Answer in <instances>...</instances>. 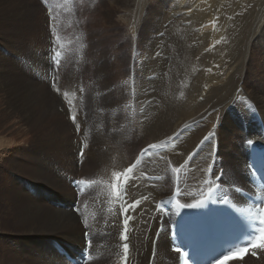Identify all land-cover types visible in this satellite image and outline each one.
Returning a JSON list of instances; mask_svg holds the SVG:
<instances>
[{"label":"bare ground","instance_id":"bare-ground-1","mask_svg":"<svg viewBox=\"0 0 264 264\" xmlns=\"http://www.w3.org/2000/svg\"><path fill=\"white\" fill-rule=\"evenodd\" d=\"M25 3L23 1L26 7ZM103 3L113 8L125 24L127 34L132 39H129L131 51H137L139 40V49L142 48L144 53L138 58L140 69L128 68L129 76L118 69L124 74L121 81L128 82L126 87L121 83L115 86L105 63L101 69L104 77L102 83L92 85L93 78H90L89 91L93 94L85 100L87 92L82 87L81 66L74 65L75 69L65 70L60 65L58 71L55 69L61 93H67L64 96L55 92L49 97L50 107H46L49 114L45 110L47 115L55 116V164L52 163L55 176L52 178L49 173L46 176L49 170L42 168V160H45L37 158L36 153L29 150L24 154L28 156L26 159L31 166L25 169V161L20 163L13 157L9 162L15 165L13 170L16 171L6 173L13 178L17 171L21 172L16 175L23 176V172L28 178V173L30 176L36 173L32 179L39 186L47 188H36L29 184L23 187L24 182L19 184L14 179H11L8 187L3 186L7 194L17 193L7 195L8 205L1 208L2 211L5 208L3 217L11 219L13 223L12 230L8 231L14 236L10 245L15 255L8 258L10 264H67L52 244L55 241L70 251L79 250L83 245V228L79 217L83 218L84 224L87 221L86 229L91 234L93 259L87 264H118L119 216L115 208L110 209V186L118 178H114L112 173H121L148 144H162L181 129L174 139V147H168L165 152L144 160L137 171V175L140 171L162 175L161 180L150 187L138 177L130 186L132 198L148 197L134 215L135 230L131 234L137 257L145 262L151 241L147 238L152 236L157 225L152 209L157 199L170 194L173 189L174 175L169 169L179 168L188 160L177 175L178 185L183 186L186 193L183 198L186 203L193 200L194 192L204 187L205 180L221 173L222 180L220 177L218 182L220 190L233 197V186L245 182L244 141L261 138L260 129L251 121V115L253 110L258 111L264 126V0H104ZM144 26H149L150 40L147 44L144 42V31L141 32ZM261 69L262 73L259 72ZM135 71L136 74L148 75L149 79L142 77L138 85L132 79ZM129 81L133 82L132 86ZM66 83H71L70 89ZM121 86L130 92L136 90L138 95L130 93L124 97ZM81 88L83 91H80ZM16 89L17 85L12 81L0 79V102L4 106L0 118L18 114L21 121L28 123L30 118L25 114V109L30 108L29 98H19ZM27 89H23L25 96L38 98L30 95ZM246 104H250L251 109H247ZM59 105L61 108L57 109ZM112 105L115 107L113 115L105 118L108 114L104 116L102 109ZM89 107L90 113L87 110ZM68 108L77 115L75 124L68 118ZM82 115L85 116L86 128L81 131L77 126L84 125ZM15 118H18L17 115ZM236 121L243 128H238ZM227 127L232 129L235 140L228 138ZM73 130L75 132L72 134ZM209 132H214L215 136L189 159L191 151ZM2 138L0 167H4L8 161L9 157H5V154H11L7 144L1 145L5 141ZM133 144L140 146L132 157ZM251 146L255 148L253 144ZM81 149L83 156L80 155ZM213 149L216 154H213ZM223 152H226V157ZM76 155L79 159H76ZM226 160L230 161L227 167L224 165ZM213 161L214 167L209 171L208 165ZM74 172L79 173L80 177H77L80 179L96 181L78 198L79 217L66 208L76 200L75 191L69 186ZM24 189L27 190L26 194L23 193ZM27 202L34 203L38 209L25 208ZM0 230L4 231L2 228ZM50 233H55V237ZM164 242L167 245L163 238L157 241L154 264H166L160 258L161 253L165 258H173L167 251H162ZM24 243H27L26 248H23ZM43 250H50L53 260L34 256ZM229 264L240 263L235 261ZM241 264H264V255L260 260L245 256Z\"/></svg>","mask_w":264,"mask_h":264},{"label":"rangeland","instance_id":"rangeland-1","mask_svg":"<svg viewBox=\"0 0 264 264\" xmlns=\"http://www.w3.org/2000/svg\"><path fill=\"white\" fill-rule=\"evenodd\" d=\"M23 1L26 2L25 3L26 7L23 5ZM67 1L68 4L66 3ZM103 2L104 0H27V1L0 0V69H1L0 79L10 80L14 84H16L17 85V89L15 90L16 95L18 94V97L22 99H24V97L25 98L28 97L29 98V99L27 98L29 101L28 103L30 104V108H28L27 110L25 109V114L27 115V117L30 118V121L28 123H24L23 121H21L18 114H16L18 118H15L16 115L15 116L12 115L10 118H7L6 116L0 118L1 120L0 138L3 137L2 139L5 140L2 142L1 145L7 144L9 146V149L11 150V154H5L6 155L5 157H9L8 161L6 162V165L4 167H0V211H1L0 228L4 229V231L0 230V241H1L0 264H10V262H8L9 260L8 258L14 254L13 248H11L10 245L12 238H14V236H11L10 234L11 232H8L12 230L11 227H13V223L11 219L6 220L3 217V215H5L4 213L5 208L3 209V211L1 210V208L6 204L8 205L7 195H17V193L10 192L9 194H7L6 190H4L5 187H8L9 183H11V179L18 181L19 184L24 182L23 187L25 184L26 185L29 184L30 186L36 188L41 187L37 184L36 180L32 179V177L36 173L30 176V173L24 171L29 174L30 179L23 172H22L23 176L16 175V173L20 174L21 171L15 172L13 174L14 178L12 177V175H7L6 174L7 171L8 173L10 171L11 174L13 171H16L13 170L15 169L14 168L15 165L11 164L9 161L12 160L13 157L20 163H22V161L23 162L25 161L24 168L28 169L29 166H31V164L27 162L28 159L26 158H28V156H25V154L26 151L29 150L30 153H36L37 158L45 160V161L42 160V166H43L42 168L44 170H49V172L45 171L46 176H48L49 174L50 177L52 178L53 176H55V166L52 169V163L55 164L54 163L55 116H53L52 118V115H47V113L49 114V112L47 111L48 108H46V107H50L51 100H49V97L53 96V94L55 95V91L52 90L50 81L48 82L46 78L47 62L44 59V55L46 54L47 43H45V41H48L50 37V40L54 45L55 38L59 37V40L56 41V43L59 45V47L63 50L65 54L60 64L61 66L65 67V70H67L68 68H73L74 65L81 66L80 77L82 79V85H83L82 87L87 92L86 96L84 97V100L89 98L93 94L92 92H90L91 87L89 86L90 80L92 78H93L92 85L98 82L102 83L101 81L103 80L104 77L101 74L102 73L101 69L104 68L103 65L105 63L107 64V65L105 64V67L108 66L107 68L110 69L109 77L112 82L114 81L113 84L115 86L120 85L121 83V85L124 84V87H126V83L128 81L127 82L121 81V78L124 77L122 71L125 73V75L129 76L127 73L128 68L140 69V64H139L140 61L138 58L140 56H144V53L142 51V48L139 49L140 48L139 40H138V44L135 43L137 44V51L136 52L131 51L130 47L132 43H130L131 42L130 40L132 39L130 38V35L127 34L125 24L119 17V14L114 13L113 8L106 6ZM105 8H107V10ZM28 17L29 19H27ZM148 27L149 26H144L143 30L141 31V32L144 31L143 37H144V42H146V44L150 40V37H148L149 36ZM53 28H55V32H53ZM47 33L48 36H46ZM126 54L129 55L130 58ZM127 60L128 61L131 60V61L128 62ZM109 61L110 63H107ZM114 64L115 65L117 64V67ZM118 69H121L122 71L121 70L119 71ZM42 71H43V77H42ZM260 71L262 73V69L259 70V72ZM54 75H55V68L53 67V76ZM133 75L134 73L132 74V79L136 83L138 82V85L142 82V77H144V79L146 80L149 79L148 75L141 73L136 74V71H135V75L134 76ZM69 84L71 83H66V87L68 89H70ZM129 84L130 86H132L133 82L129 81ZM124 87H122L124 97H127L130 93L133 94V96L138 95L136 94L137 93L136 90L133 89L134 92L133 91L130 92L129 90H126V88L124 90ZM24 88H28L27 92L30 95L38 96V98L37 99L30 98V96L28 95L25 96V94L23 93ZM19 94L22 95L24 94V96ZM32 104L34 105L32 106ZM245 107L247 109H251L250 104H246ZM2 109H4V106H2L0 102V115ZM69 109L70 108H68V110ZM45 110L47 111V113ZM87 110L89 113L91 112L90 107ZM102 110H104L103 111L104 116L105 114L106 115L108 114L107 116H105V118H107L113 115L115 111V107L114 105H112L111 107H104ZM138 112L140 113L141 110H139ZM12 119L13 120L15 119L14 123ZM82 119L84 125H81L80 127L81 131L86 128L85 116L82 115ZM2 120H4V122ZM236 125L238 128L242 127L239 123H237V121H236ZM226 130L229 132L228 138L230 140L232 139L235 140L234 137L235 135H233L232 129L227 127ZM71 133L73 134V132ZM10 140L11 142L13 141V143H11ZM74 140L75 139H73V142ZM99 141L100 140H98L97 142ZM49 146L51 149L49 148ZM138 146L140 145L133 144L132 157L134 156L136 150L138 149ZM223 155L224 157H226V152L225 153L223 152ZM229 162L230 161L227 162L226 160L224 165H226L227 167ZM169 171L171 173L173 172L172 169H169ZM77 176H79V173L74 172L73 178ZM26 180H29L30 182H26ZM220 184H222V182ZM239 185L242 186V184ZM239 185L238 187H240ZM224 187L225 186L223 184V188ZM43 189H47V188H43ZM168 192L169 190L167 191V193ZM23 193L26 194L27 190L24 189ZM24 207L32 210L38 209V206H36L32 202L25 203ZM19 232L20 231H17V233ZM50 235L52 237H55V233H50ZM6 236H8L9 239ZM56 236H60V235H56ZM7 240L9 241L7 242ZM54 243L55 241L53 242L52 245H54ZM26 247H27V243H24L23 248ZM163 248H164L163 250H166L165 245ZM34 256L35 257L44 256L48 260H53V256L50 250L39 251L35 253Z\"/></svg>","mask_w":264,"mask_h":264},{"label":"snow or ice","instance_id":"snow-or-ice-1","mask_svg":"<svg viewBox=\"0 0 264 264\" xmlns=\"http://www.w3.org/2000/svg\"><path fill=\"white\" fill-rule=\"evenodd\" d=\"M53 32H55V28H53ZM59 40V37L55 38L54 41V46L51 49L52 55H51V60H52V64L54 66V68L58 71L60 63H61V51L57 50V48L59 47V45L56 43V41ZM219 42V41H218ZM50 85L53 91H55L57 94H62L64 96L67 95V93H61V89L58 86L59 85V79L58 76H53L50 79ZM80 91H83V89L81 88ZM68 118L72 121L73 124L76 123L77 120V115L75 113L71 112V109L68 110ZM77 129L79 130V126H77ZM215 133L214 132H209L207 135H205L203 137V139L200 141V144L197 145V148L200 147V145L204 144L206 141L211 140L214 137ZM169 139H171V137H169ZM249 144L252 143L251 140L248 141ZM161 145L158 143H153V144H148L145 148L141 149L140 151V155L137 156L136 160L127 168L124 169L123 173L120 172H113L112 176L114 178H120L123 177V184H118L114 187V194L116 196V199L118 201L121 202V211L124 213V215L127 217L123 220V225H124V229L123 232L121 233V240L125 241L122 244V248H123V257H122V264H127V259H128V252H129V244L127 243L128 241V224H129V220L131 219V217L127 216L128 212L133 209L134 207H138L139 204L142 202V200H146L148 199V197H141L140 200H133L131 203L128 202V200L125 199V197H129L130 196V192L128 191V188L130 186H132V181L135 179L134 176H131L130 174L133 173V171L135 169H137V167L144 161V158L147 157L150 153L151 150H155L157 148H159ZM80 155L83 156L84 155V151L83 149L80 150ZM189 159H191V155L189 156ZM170 163V162H169ZM188 163V160L184 161V164H181L179 168H173L172 171L175 173H179L180 170L182 168H184V166ZM215 161H213L212 163H210L208 165V170L210 171L213 167H214ZM222 175V173H221ZM220 176H216V180H219ZM76 185L78 188H80L81 192L84 191V189L81 186H88L89 188H92L95 184L96 181L94 180H90V179H84L81 178L77 181H75ZM205 185H210L207 187L206 192L201 193V199L196 200L194 203L192 204H179V202L177 201L179 207H187V208H200L203 206V204L205 203V201L209 198H212L214 202H218L221 204H228L227 199L224 197V194L222 192H220V186L217 185L215 183V180H205L204 181ZM180 193V189H177V194ZM171 201H161L159 204L156 205L157 210L160 212H163L165 210L166 204L170 203ZM258 203L264 204V201H258ZM228 209V208H227ZM230 211V209H228ZM77 212L80 211V209H76ZM231 212V211H230ZM232 213V212H231ZM258 213L259 215L257 216L256 212H251L250 215L252 217V219H259V224L260 227L258 229V234L253 233L252 235V239L250 241H243L241 242L242 245L243 244H252L253 247H255V241L257 239H259L261 236H264V206H260L258 208ZM231 221L234 223V214L232 213V217H231ZM85 224L87 225V221L85 220ZM92 246V240L88 241V247L91 248ZM244 247H236V246H231V248L229 249H225L224 251L227 252L228 255H232V253L234 251L238 252V251H243ZM179 251V250H177ZM222 253H216V255L211 256L208 260H209V264H211V261H214L216 259L217 255H221ZM252 256H256L257 252L256 251H252L251 252ZM93 258L91 255L88 256V260L91 261ZM184 264H188V260L185 259Z\"/></svg>","mask_w":264,"mask_h":264}]
</instances>
